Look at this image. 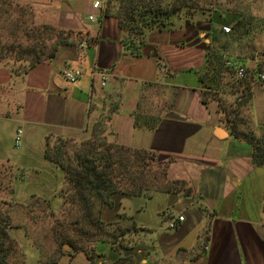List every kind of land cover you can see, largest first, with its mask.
Here are the masks:
<instances>
[{
    "label": "crops",
    "instance_id": "crops-1",
    "mask_svg": "<svg viewBox=\"0 0 264 264\" xmlns=\"http://www.w3.org/2000/svg\"><path fill=\"white\" fill-rule=\"evenodd\" d=\"M46 1L57 26L79 34L24 73L0 65V178L8 180L12 201L42 200L48 211L60 210L65 173L46 158L48 141L99 137L103 129L108 143L155 152L174 188L119 199L111 208L137 231L126 233L123 245L97 243L92 262L81 255L80 264H264V168L253 164L252 146L230 134L218 104L202 99L199 80L210 46L224 59L253 60L228 47L255 44L230 42L221 31L241 14L182 19L139 44L124 38L115 9L104 14L108 0ZM66 69L81 70L76 83L64 79ZM259 74L264 62L256 59L247 74L250 87L264 82ZM263 115L261 108L248 111L255 132ZM23 225L12 228L8 240L20 241Z\"/></svg>",
    "mask_w": 264,
    "mask_h": 264
},
{
    "label": "rangeland",
    "instance_id": "rangeland-1",
    "mask_svg": "<svg viewBox=\"0 0 264 264\" xmlns=\"http://www.w3.org/2000/svg\"><path fill=\"white\" fill-rule=\"evenodd\" d=\"M198 4L204 6L203 13L198 11L194 16H210L216 8L222 11H228L231 14H241L243 18V26L233 30L232 26H228L229 32L221 30L225 38L230 39V42L235 43H250L255 46H229L228 50L233 54L241 53L246 54L253 60H237L232 56L223 58L227 62L234 65H241L247 70L248 78L251 76L254 66L257 62H264V1L263 0H195ZM209 10V11H208ZM212 10V11H210ZM55 8L51 2L41 0L38 3L29 1L18 2L16 0H0V65L7 66L18 73H24L35 58H47L55 45L57 34L60 31L69 32L68 30L59 28L58 18L55 14ZM233 42V43H234ZM215 47V46H214ZM218 48V47H217ZM218 54L219 51L217 50ZM249 61H251L249 63ZM226 66V65H225ZM229 79L226 78L222 87L217 94V101H221V105H232V108L240 113L242 118L239 122V127L242 130L253 128L250 119L248 118V111L253 109H264V82L253 81L251 84V93L253 94L251 102L237 106L236 100L241 95L239 92L232 91L230 87L225 86L228 84L239 86L242 81L237 80L231 70L228 69ZM247 77V76H246ZM229 80V81H228ZM261 90H259L260 88ZM243 86H239L241 89ZM262 91V92H261ZM224 92V93H223ZM212 94L205 95V99L212 100ZM214 101V100H213ZM217 101H215L217 103ZM260 124V126H259ZM264 115L256 118V133L261 135L264 132ZM100 136L103 138L104 130H100ZM88 138V139H87ZM90 138V139H89ZM92 138V133L88 134L85 138L78 140H50L48 141L46 149L51 152L61 151L65 158H70L80 150L82 143H86ZM84 139V140H83ZM108 141V140H107ZM132 173H137L143 170L147 171L145 164L141 163V159L132 158L130 160ZM167 166L160 165L159 167L153 166L152 172H156L159 182L165 185L164 179L160 178V173L166 174L167 179ZM0 174H2L0 169ZM119 184L123 189H135L132 181H129V175H124ZM138 178L136 185L141 184V176L133 175ZM8 180L0 178V222L6 220L11 226L6 227V233L12 231L15 227L25 224L20 228L19 234L22 237L20 241L3 240L0 247V254L5 256V264H51L56 260H61L63 264L71 259L74 264H80L83 253L74 252L71 246L66 243V239L70 236L78 238L74 235V228L71 225L72 221L76 220L73 209L69 205L63 204L60 210H47V205L44 201H37L32 204H18L12 201L10 190L7 188ZM63 184V183H62ZM67 185H62V192H67ZM64 198V197H63ZM38 200V199H37ZM104 205L103 220L108 225L107 233L112 231L114 224L117 230H132L129 227V222L124 215H116V210L111 207H117L118 203L114 202V206ZM116 205V206H115ZM19 208L20 210H17ZM72 209V211L70 210ZM117 209V208H116ZM123 214V213H121ZM10 215V216H9ZM12 218V219H11ZM11 228V229H10ZM13 228V229H12ZM17 229V228H16ZM119 233V231H118ZM29 238L24 240L25 236ZM82 246L90 248L92 256H95V247L83 239ZM94 248V249H92ZM93 250V251H92ZM79 255V257H78ZM85 256V255H84ZM77 258V259H76ZM85 261H88L85 258ZM86 263V262H85Z\"/></svg>",
    "mask_w": 264,
    "mask_h": 264
},
{
    "label": "trees",
    "instance_id": "trees-1",
    "mask_svg": "<svg viewBox=\"0 0 264 264\" xmlns=\"http://www.w3.org/2000/svg\"><path fill=\"white\" fill-rule=\"evenodd\" d=\"M107 5L104 14L109 16L110 12L115 9L114 17L117 18L118 24L124 32V38L129 43L139 42V44L144 42L147 33L154 30L172 31L178 21L182 19L191 20L195 12L202 11L203 13L205 11L204 6L195 0H108ZM212 12H219L222 15L228 13V11H222L219 8ZM243 19L242 16L235 23L233 26L235 31L243 25ZM66 33L65 35V32L60 31L49 56L44 59L35 58L29 68H32L36 63L54 57L59 45L66 44L70 37L79 34L73 31ZM216 50L214 47H208L206 52L207 64L199 77L204 90L202 92L204 101L205 95L210 93L212 94L211 99L217 101V94L224 79H226L224 75L230 74L229 68L225 67L222 55L218 54ZM228 83L226 82L225 86L241 94L236 100L237 106L251 102L253 94L247 77L241 82L243 84L239 85L243 86L241 89L239 86ZM221 101L218 100L217 104L222 122L226 124L234 138L242 139L252 146L253 164L256 167L264 168V132L258 135L253 128L242 130L239 127V122L242 120L239 118L240 113L232 108V105H221ZM91 139L82 143L81 149L75 152L71 159L65 158L61 151L51 152L46 149V158L53 161L65 173L64 184L67 185L68 190L61 195L64 197V205H69L77 217L71 225L75 229L74 235L78 238L70 236L65 241L71 246L72 251L83 253L90 262L93 260L91 249L82 246V238L91 243L93 247L99 242H105L112 246L123 245L122 237L129 231H137L131 223L127 226L133 227V229L126 231L117 230L115 229L117 227L112 224L111 227L114 228L109 231L110 233H107L108 225L103 220L104 205L110 206L111 203L114 204V202L116 203L119 199L127 196H141L159 191L172 192L174 188L173 182L166 181L164 172L160 173V178L164 179L165 185L157 182V173L152 172L151 169L153 166H167V163L160 162L155 152L132 150L121 145L108 143L100 136L94 137L92 135ZM133 157L141 159L140 164H145L146 172H143L144 168H142L141 173H132L129 164ZM124 175H129L128 179L132 181V185H135V189L127 190L119 187L122 179L126 177ZM133 175L141 176L140 185L135 184L138 178L133 177ZM72 209L70 210L72 211ZM6 236V227H0V247ZM5 261L4 254H0V264H5ZM125 261V259H121L114 264H126Z\"/></svg>",
    "mask_w": 264,
    "mask_h": 264
},
{
    "label": "built area",
    "instance_id": "built-area-1",
    "mask_svg": "<svg viewBox=\"0 0 264 264\" xmlns=\"http://www.w3.org/2000/svg\"><path fill=\"white\" fill-rule=\"evenodd\" d=\"M100 7V2H96L94 3L93 5V8L94 9H97ZM88 20L90 22H94L95 21V18L94 16H89ZM223 30L225 32H229L230 29L228 27H224ZM226 67L230 68L232 71H233V74H234V77L237 79V80H243L244 78H246L247 76V71L246 69L241 66V65H234L232 64L231 62H226L225 63ZM63 76H64V79L69 83V84H74L78 81V79L80 78L81 76V70L80 69H66L64 72H63ZM259 79L261 81H264V75L263 74H259ZM22 132L19 131L18 132V137L16 138V144L19 145L20 143V138H19V135L21 134ZM176 221H183V217L180 216L178 217L175 221L171 222L169 224V227L170 228H174L175 225H176Z\"/></svg>",
    "mask_w": 264,
    "mask_h": 264
}]
</instances>
